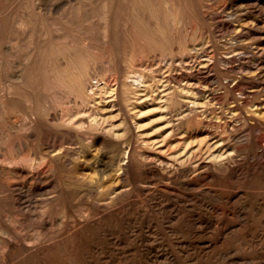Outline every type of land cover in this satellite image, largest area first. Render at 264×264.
I'll return each instance as SVG.
<instances>
[{
    "label": "bare ground",
    "instance_id": "6f19581e",
    "mask_svg": "<svg viewBox=\"0 0 264 264\" xmlns=\"http://www.w3.org/2000/svg\"><path fill=\"white\" fill-rule=\"evenodd\" d=\"M15 4L30 11L0 20V264H264V0ZM217 16L231 35L207 53ZM20 159L38 220L28 195L27 212L6 203L27 194Z\"/></svg>",
    "mask_w": 264,
    "mask_h": 264
},
{
    "label": "rangeland",
    "instance_id": "374dc122",
    "mask_svg": "<svg viewBox=\"0 0 264 264\" xmlns=\"http://www.w3.org/2000/svg\"><path fill=\"white\" fill-rule=\"evenodd\" d=\"M1 1H2V3H1ZM4 1L6 2V0H0V3H1V5L3 4L4 6L6 5L7 7L5 6L6 10H5V8L3 7V5H2V7H0V13H1V14H0V15H1V16H0V20H1V19L3 20L5 17L7 18V23H8V25H9V26H7V32H9V31L11 32L12 29H11V26H10V23H9V22H11V19L13 18V16H16L17 14H20L19 11H20V12H24L25 14H27L26 12L29 13L30 9H29V8H26V9L23 8V9H24V10H23L22 8H21V9L18 8V7H17V4H15V3H16V0H14V2H13V0H7L6 3H5ZM211 1H214V0H211ZM11 2H12L13 5L11 4ZM9 3H10V4H9ZM1 5H0V6H1ZM9 5H10V6H9ZM14 5H15V6H14ZM13 6H14V7H13ZM2 8H3V9H2ZM7 8H8V10H9V8H10L9 12H7V11H8ZM1 10H3V11H1ZM17 10H18V11H17ZM15 12H16V13H15ZM10 14H11V15H10ZM14 14H16V15H14ZM261 14H264V11H262ZM4 15H5V16H4ZM2 16H3V17H2ZM1 17H2V18H1ZM213 18H215V19H212V20L215 22V21H217L220 17L217 16V17H213ZM222 18H223V17H222ZM220 19H221V18H220ZM8 20H9V21H8ZM217 22H218V21H217ZM221 22H222V23L224 22V23L222 24ZM7 23H6V24H7ZM231 23H232V22H231ZM231 23H230V21H228V20H227V21H226V20H222V21L218 22V26H219L222 30H221L220 28H217L216 32L214 31V32H211V33H210V31H208L207 28H206L205 30H203V31H205V34H203V33H204L203 31L200 32V34L202 33L203 35H205V36H203L204 39L202 40V42H201V41H200L201 43L199 42L200 45H201V48L203 47L202 49H204V50L207 49V50H206L207 53H212L211 50H214L215 47L219 48L220 50H223V48H224L223 45H225V43H226V42H225V39H227V38L230 37V35H231V34H230V33H231V32H230V30H231V29H230V26H231L234 22H233L232 24H231ZM221 25H222V26H221ZM223 25H225V26H223ZM222 27H223L224 29H223ZM227 28H228V29H227ZM77 29H78V30H82V29L80 28V26L77 27ZM192 29H193V28H192ZM191 31H192V30H191ZM191 31H190V32H191ZM223 31H224L225 34L223 33ZM208 33L211 34V35H209ZM215 33H216L217 35H216ZM219 33H220V34H219ZM198 34H199V33H198ZM223 34H224V35H223ZM208 35H209L210 37H209ZM200 36H201V35H199V37H198L197 39L201 38ZM215 36L218 37V38H216ZM226 36H227V38H224V37H226ZM221 37H222V39H224V40L220 39ZM187 38H188V40H187ZM189 38H190V36H189V37H186V38H185V37H182L181 41H182V42H190L189 40H191V38H190V39H189ZM206 38H207V39H206ZM210 38H211V39H210ZM215 38H216V39H219V40H217V42H216V39H215ZM209 40H210V41H209ZM213 40H214V41H213ZM204 41H205V42H204ZM206 41H207L208 43H207ZM211 41H213V42H211ZM219 41H220V42H219ZM214 42H215V43H214ZM222 42H223V43H222ZM203 43H204V44H203ZM205 43H207L206 46H205ZM219 43H220V44H219ZM221 43H222L223 45H222ZM200 45L198 44V45L196 46V48H200V47H198V46H200ZM202 45H203V46H202ZM208 45H209V46H208ZM213 45H215V46H213ZM218 45H219V46H218ZM204 46H205L206 48H205ZM212 46H213L214 48H213ZM225 46H226V45H225ZM208 48H210V49L213 48V49L209 50ZM188 51H190V52H188ZM208 51H209V52H208ZM185 52L188 53V54H191V53L193 52V49H192V50H191V49H187V50H185L184 52L179 53V56H180V54H182V55H183V53L185 54ZM263 55H264V54H263ZM221 58H223V57H220V56H219L218 62L220 63V61H221L220 64H222V66H223L222 69H223V70H226V71L229 70V67L224 66V65H225V64H224V60L221 59ZM263 58H264V56L260 57L259 60H260V61H264V60H262ZM222 60H223V61H222ZM224 68H225V69H224ZM226 68H227V69H226ZM226 71H225V72H226ZM230 72H231L230 70L227 71V75H228V73H229V75H230V74H231V75L233 74L232 72H231V73H230ZM258 82H259V81H258ZM263 107H264V106H263ZM263 111H264V110H263ZM33 140H34V141H33ZM32 141H33V142H37V141H38V140H37V136H36V134H35V135L33 134V136H32ZM22 161H23V160L20 159V160H16V161H14V162H11V163L9 162V165H8V166L11 167V168L9 167V168L11 169V171H9V172L15 173L14 175L11 174V176H12V175H13V177H14V176H16V177L18 176L17 179H19V180L21 179L22 181L25 180V179L27 180V186H28V188L26 189L27 194H26V193H23L22 196H21L20 194H18V193L11 194L12 196H11V197H8V199L6 200V203H7L8 205L10 204L9 206H12V205H13V206H12L13 209H14L16 212L21 213V211H22V212H27V210L25 209V208H26V207H25V205H26L25 203H27L28 201H29V203H33V201H34L33 204H36V205H31V206H32V209H33L34 212H35L34 215L36 216V215L38 214L37 212H39V211L41 210V207H42V205H39V204H40V203L43 204L42 201H41V198H42V197H41V196H42L41 193H42L43 191H42L41 189H39V186H40V185L37 186V187H34V186H33L34 188H32V189H34V190H31V186H32V183L30 182V179H31V178H29V176H27V175H29V174H27L29 171L25 168V166L23 167L24 161H23V162H22ZM2 163L5 164L6 161H4V162L2 161ZM12 163H13V164H12ZM15 163H16V165L18 164V165H17L18 167L15 165ZM7 164H8V163H6V165H7ZM10 164H11V165H10ZM13 166H14V169H13ZM17 168H20V169H17ZM23 168H24V169H23ZM22 169H23V170H22ZM14 170H15V171H14ZM20 170H21L22 173L20 172ZM19 172H20V174H19ZM24 172H25V173H24ZM6 174H8V173H6ZM21 174H23V175H21ZM24 174H25V175L27 174V175H26L27 178L24 176ZM19 175H20V176H19ZM21 176H22V177H21ZM23 176H24L25 178H24ZM20 177H21V178H20ZM52 177H53V176H51V177L49 176V178L52 180L51 182L54 184L55 182H53V181L55 180V179H54L55 177H54L53 179H52ZM28 180H29V181H28ZM31 181H32V180H31ZM52 183H51V184H52ZM51 184H50L49 186H46V188H47V189H48V188H51V187L53 186V184H52V186H51ZM37 188H38V189H37ZM28 189H29V191H28ZM38 190H39V191H38ZM31 191H32V193H31ZM34 191H36V192L34 193ZM40 191H42V192H40ZM28 192H29V193H28ZM45 192H46V191H45ZM16 194H17L18 196H16ZM30 194H32V195H30ZM34 194H36V196H37V194H38V195L40 194V195L38 196L37 199H34V198L36 197ZM14 195H15V196H14ZM19 195H20V196H19ZM25 195H26V196H25ZM27 195H28V197H30V198H28ZM29 195H30V196H29ZM33 195H34V197H33ZM13 196L15 197V200H14ZM31 196H32L33 198H32ZM26 197H27V199H26ZM9 198H10V199H9ZM11 198H12V199H11ZM17 198H18V199H17ZM24 198L27 200V202H26V200H25ZM29 199H30V200H29ZM38 199H40V200H38ZM11 200H12V202H11ZM16 200H17V201H16ZM21 200H23V201H21ZM57 200L60 201V202H62L64 199H63V197L61 198V196H59ZM57 200H56V201H57ZM13 201H14V202H13ZM56 201H54L53 203H54V205L56 204V206H57V203H60V202H58V201L56 202ZM15 202H16L18 205H17ZM18 202L22 203V205L19 204ZM24 202H25V203H24ZM13 203H14V204H13ZM23 203H24V204H23ZM37 203H38V204H37ZM20 205H21V206H20ZM37 205H39V206H41V207L38 208L39 206H37ZM15 206H17L19 209H17V207H15ZM23 207H24V208H23ZM55 208H56V207H55ZM57 208H58V207H57ZM1 209L5 210V209L0 205V212L3 213V210H1ZM21 209H22V210H21ZM35 210H36V211H35ZM38 210H39V211H38ZM37 216H38V215H37ZM37 216H36V217H37ZM36 217H35L33 220H38V219H40L39 216H38L37 218H36ZM107 220H108V219H107ZM45 222H46V224H45L46 228H47V227H48V228H51L52 220H51L49 217H48V220L45 221ZM107 222L110 224V227H111V226H113V227H115V226H116V227L119 226V228H120V223H118V222H120V220H118V219H114V218H112V219H109ZM109 224H108V225H109ZM118 224H119V225H118ZM49 226H50V227H49ZM160 227H161V226H160ZM160 227H159V228H160ZM160 231H162V234H166V230H164L163 227L160 228ZM167 238H168V237H167ZM166 242L169 243V242H171V241H170L169 238H168V240H166Z\"/></svg>",
    "mask_w": 264,
    "mask_h": 264
}]
</instances>
